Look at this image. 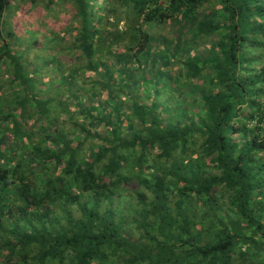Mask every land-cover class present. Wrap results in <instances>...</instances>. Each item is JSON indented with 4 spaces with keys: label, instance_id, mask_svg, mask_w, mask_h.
Listing matches in <instances>:
<instances>
[{
    "label": "trees",
    "instance_id": "1",
    "mask_svg": "<svg viewBox=\"0 0 264 264\" xmlns=\"http://www.w3.org/2000/svg\"><path fill=\"white\" fill-rule=\"evenodd\" d=\"M19 1L0 264H264V0H30L46 83L9 47Z\"/></svg>",
    "mask_w": 264,
    "mask_h": 264
},
{
    "label": "rangeland",
    "instance_id": "2",
    "mask_svg": "<svg viewBox=\"0 0 264 264\" xmlns=\"http://www.w3.org/2000/svg\"><path fill=\"white\" fill-rule=\"evenodd\" d=\"M21 1L22 0H20L19 2ZM24 1H25L24 3L14 4L13 9L5 13L3 21L4 23L5 20L9 22V26L14 34L13 38L10 41H8L10 50L12 51L14 57L17 59L23 58L25 62L30 64L29 71H34L35 67L39 65L43 66V64L46 62L45 58L47 59L48 56V55H44V57L40 59V55L43 56V54H45L46 48L48 47V45L45 44L44 37L47 35L49 31L48 32L46 31L47 25L43 24L38 19L42 17V21H44L47 11L46 12L41 11L42 13L40 15H35L36 9L38 8L39 5L34 6L32 3H30V0H24ZM62 13H59V22H61L60 18ZM34 17L35 20H32ZM22 28L25 30H22ZM40 42H42V45L38 46L37 44H40ZM42 68H43L42 77L44 79L43 82L46 83L53 76L52 68L47 67L45 64ZM97 69L100 70V67H97ZM8 71L5 70V65L3 64V62L0 63V111L6 113L8 112L9 108H12L15 105L13 104L14 101L11 99L15 87L11 88L9 86V83L11 81V72ZM57 75L58 74H56L55 76ZM89 75L90 74L88 71L85 74L82 73V76L85 79L88 78L87 80L90 79ZM92 76L93 75L91 74V77ZM57 83L58 81H56V84ZM47 87H49V85ZM47 87L44 86L43 87L44 90L49 89ZM86 88L88 90L91 89L89 84H86ZM11 136L12 135L10 134L8 135L10 139ZM98 143L99 142L97 141L90 142L88 145V150L85 154H89L91 153V151H96V148L97 147L99 148ZM131 207L132 206L130 205L128 200H123L121 203L115 204L116 211L123 216H127L131 213L130 210Z\"/></svg>",
    "mask_w": 264,
    "mask_h": 264
}]
</instances>
